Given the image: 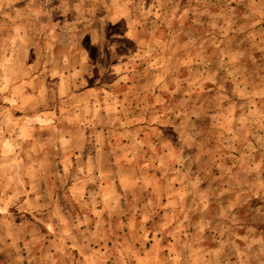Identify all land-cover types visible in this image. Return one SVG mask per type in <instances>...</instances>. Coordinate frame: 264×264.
Instances as JSON below:
<instances>
[{"label":"rangeland","instance_id":"374dc122","mask_svg":"<svg viewBox=\"0 0 264 264\" xmlns=\"http://www.w3.org/2000/svg\"><path fill=\"white\" fill-rule=\"evenodd\" d=\"M0 264H264V0H0Z\"/></svg>","mask_w":264,"mask_h":264}]
</instances>
